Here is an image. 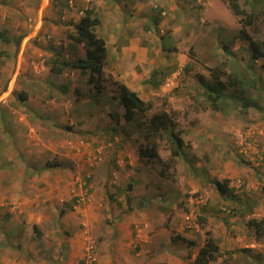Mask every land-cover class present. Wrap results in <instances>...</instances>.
<instances>
[{
	"label": "rangeland",
	"instance_id": "374dc122",
	"mask_svg": "<svg viewBox=\"0 0 264 264\" xmlns=\"http://www.w3.org/2000/svg\"><path fill=\"white\" fill-rule=\"evenodd\" d=\"M31 1L0 0V30L24 36L19 46L0 40V264H125L120 252L130 240L120 242L118 232L130 213L138 219V228L131 223L138 242L125 249L132 264H193L195 244L208 231L221 247L210 264H264V235L249 223L264 219V56L253 59L250 40L235 37L244 15L226 0H138L137 19L121 12L127 8L121 0H78L75 9L69 0H45L39 21L44 0ZM239 2L255 10L247 30L264 51V0ZM87 9L101 19L96 32L107 43L103 89L95 96L97 89L74 69L54 84L40 83L51 49L76 58L69 51L72 33ZM74 51L85 56L81 44ZM212 67L248 80L246 96L255 104L246 108L235 97L213 109L199 81L211 78ZM154 71L158 87L145 82ZM117 80L150 104L135 120L125 118ZM8 110L34 111L37 120L52 123L39 125L33 117L36 132L9 131L1 115ZM162 111L184 139L173 161L168 134L149 129V118ZM152 142L168 165L141 154ZM51 168L67 172L71 183L46 196ZM22 171H32L31 180L21 182L19 174L13 184L10 174ZM225 178L237 198L217 192L213 180ZM21 183L28 191L22 197ZM11 193L23 206L13 207ZM132 203L137 213L130 212ZM78 239L86 241L80 252L69 246ZM90 254L95 260L88 263Z\"/></svg>",
	"mask_w": 264,
	"mask_h": 264
},
{
	"label": "trees",
	"instance_id": "16d2710c",
	"mask_svg": "<svg viewBox=\"0 0 264 264\" xmlns=\"http://www.w3.org/2000/svg\"><path fill=\"white\" fill-rule=\"evenodd\" d=\"M229 8L235 15H241V21L243 28L240 30L237 37H243L244 39L250 40L253 49L252 58L257 59L264 56V51L257 41H255L249 34L247 27L253 24L254 19L257 18L255 10L252 12H247L239 0H226ZM251 0H248L250 2ZM255 6V2L260 0H252ZM262 1V0H261ZM40 3L41 0H38ZM258 13V12H257ZM94 14L93 9L85 10V14L80 18V20L75 24L76 32L72 33V40L75 44L69 47V51L72 53V57H64L63 48L51 49L52 59L50 64V71L56 76H61L64 72L70 71L72 69L79 70L86 77V82L93 85L96 88L95 96L99 95L104 87L106 63H107V43L103 36H100L96 32V26L101 23V19ZM24 36H19L17 39L10 36L6 31L0 30V40L11 43L14 42L17 46L20 45ZM76 44H81L85 48V56H78L75 54L74 49ZM228 47L227 44H225ZM173 50V49H170ZM156 71L151 74L150 78L146 79V83H151L153 86L158 87L161 82L155 77ZM211 78L206 81L204 77L200 76V82L205 89L204 93L206 98L211 102V107L213 109H220L221 104L225 103L229 99H234L235 97L243 100L242 106L248 108L255 104V101L251 96H246L248 87L245 86V80L241 76H233V74L226 73L225 70L212 67L210 68ZM227 76L226 78H224ZM120 92V101L125 108V118L129 121L136 119V112H146L150 108V104L146 102L140 95L132 90L126 83L119 81L114 82ZM69 82L63 84L64 89L68 88ZM248 84V83H247ZM255 85V82L253 83ZM241 86V89L239 88ZM232 88V94H229V89ZM76 91L81 95L80 87H76ZM23 99L24 96H22ZM237 98V99H238ZM112 115V114H111ZM149 129L151 133L159 134L162 131L166 132L173 142V147L171 148L170 160L173 161L176 156L181 155V149L184 146V139L182 137L181 131H177L174 125L173 119L166 111L156 112L149 118ZM142 155H150L156 157V159L163 162V165H168L167 160H161V155L159 152V147L155 142L146 145L145 148L141 149ZM170 161V163H171ZM170 165V164H169ZM167 167V166H166ZM215 187L220 195H225L226 197L232 196L237 198L235 191L232 189L230 180L227 178L224 180H213ZM234 193V194H233ZM229 195V196H228ZM250 224H253L257 230L259 236L264 235V219L262 220H250ZM209 237H207L205 244L200 248L193 264H210L212 260L218 257V253L221 250L220 245L216 240L211 237V231L207 232ZM191 243V242H190Z\"/></svg>",
	"mask_w": 264,
	"mask_h": 264
},
{
	"label": "crops",
	"instance_id": "0c3cea01",
	"mask_svg": "<svg viewBox=\"0 0 264 264\" xmlns=\"http://www.w3.org/2000/svg\"><path fill=\"white\" fill-rule=\"evenodd\" d=\"M158 1H163V0H158ZM166 1H168V0H166ZM32 1L31 0H29V3H31ZM45 2V0L43 1V3H40L41 4V7H40V9H39V11H38V18H39V21H40V16H42V14H44L43 12H45V9L48 7V3H46ZM120 5L122 6V7H127L126 9H123L121 12H124L125 14H126V16H128V18H130V19H137L138 17H135V14L137 13V11H138V0H121L120 1ZM31 6V5H30ZM30 8V7H29ZM40 11H42V13L40 12ZM45 13H47V12H45ZM43 18V17H42ZM32 32V31H31ZM57 41V40H56ZM58 42V41H57ZM134 44V43H133ZM23 48V45H21V47H20V49H22ZM127 49V48H126ZM126 52H127V50H125ZM18 61H19V58H18ZM18 65L20 66V62H18ZM126 65V66H125ZM125 65H123V62L121 63V67H123L125 70L122 72V73H120V74H122L126 79H127V81H128V74H131L129 71H128V66H127V64H125ZM19 66H18V68H19ZM128 73V74H127ZM124 74H126V75H124ZM62 75H68L67 73H63V74H61V76ZM135 75V74H134ZM43 76L45 77V79L43 78V77H40L42 80H41V82L40 83H43L44 81L43 80H45V81H49L50 83H55L56 82V80H59L60 79V77L61 76H56V75H54L53 73H51V71L49 70V72L47 71L46 72V74L44 73L43 74ZM135 76H138V74L137 75H135ZM38 80H39V78H38ZM73 79H71V81H72ZM128 85V84H127ZM10 86V85H9ZM47 86V85H46ZM9 88V87H8ZM42 88V87H41ZM40 92H41V90H40ZM40 100H42L43 98H41V97H38ZM36 102H38V101H36ZM28 112L29 114H26V113ZM6 113V114H5ZM5 113H1V115L3 116V118H5V122L8 124V130L10 131L11 129H14L15 131H16V133H21V132H24V131H26V130H28V129H31V130H33V131H35L36 132V130L33 128L34 126H33V124H34V122L33 123H31V120H30V118H33V117H35V113L36 112H34V111H25L24 110V112L22 113V112H20V111H13V112H11V110H8L7 112H5ZM37 116H39V114L37 113L36 114ZM52 117V116H51ZM52 118H54V117H52ZM0 121H2V120H0ZM35 122L36 123H38L39 125H45L46 127H48V126H50L51 125V123L52 122H42L41 120H37V118L35 117ZM45 127V128H46ZM23 128H26V129H23ZM39 128V127H38ZM48 129V128H47ZM19 130H22V131H19ZM15 137H18V136H14L13 138H15ZM61 166V165H60ZM59 166V167H60ZM65 165H63V168H65L64 167ZM52 168H58V166L57 167H52ZM47 169V172L49 171V173L50 174H45V178H44V180H46V181H48V183L45 185V187H44V192L42 193V194H45L46 196L47 195H49L50 193H52V192H54V193H62V191H65V190H68V188H69V179H70V175L67 173V172H65L66 174L64 175V174H62V173H56V174H54V172H52V170L53 169ZM59 172V171H58ZM20 174V178H18V175ZM33 172L32 171H30L29 172V174H25L23 171L21 172V173H11L10 174V176H11V179H10V181L13 183V184H15V182H16V178H18V179H20V181L22 182L24 179H27V180H31V178H32V176H33ZM34 180H38L39 178H33ZM42 179V178H41ZM72 179H73V177H72ZM49 180L50 181H53L52 183H49ZM64 182H65V184H64ZM71 183V182H70ZM17 184V183H16ZM26 184H23L22 185V183H21V187L23 186V188L21 189V197L24 195L23 193H25V194H27L28 193V191L27 190H25V188H26V186H25ZM13 186V185H12ZM37 188H38V186H36ZM20 192V191H19ZM18 194H20V193H18ZM7 196V195H6ZM7 198H9L10 199V201L12 202H15V205L13 206V207H18V206H20V205H22L20 202H19V198H17V196H15L13 193H11V196L10 197H8L7 196ZM137 200H134L135 202H137L138 201V198H136ZM135 203L133 204L132 203V205L130 206L131 207V209L132 210H130V212H133V211H135L136 213H137V211H138V209H135L134 207H135ZM23 206V205H22ZM135 218V214H131L130 213V215H127L126 216V221H124L123 223H122V226H123V228H124V230H119V234H120V237H119V241L120 242H122V240H123V238H126V239H128V240H130V243H125L124 245H122V247H123V251L122 252H120V260L121 261H123V263H125V264H132L131 263V261H133L131 258H130V255H129V251H125V249L126 250H128V248L132 245V242H134V241H137L138 242V234H135L134 233V230L132 229V227H131V223H136V227L138 228V219H134ZM128 219H130V220H128ZM128 220V221H127ZM137 221V222H136ZM57 225V224H56ZM121 227V226H120ZM124 232H127V233H129L130 232V234H124ZM54 234L55 233H53V234H49L48 236H47V238L49 237V236H54ZM121 235H123V237H121ZM109 238V237H108ZM117 239V238H116ZM116 239L114 240V241H116ZM82 240V241H81ZM205 241L206 240H204L203 241V243L202 244H200L199 242H196V244H195V246H196V253L193 255L194 256V259H195V257H196V254L199 252V250H200V248L201 247H203V245H204V243H205ZM86 241H84L83 239H78V240H75V241H73V244H72V242H69V246L70 247H73V249L75 250H77V251H81L82 250V248L84 247L83 246V243H85ZM114 243H116V245L118 246L119 244H117V242H114ZM119 243V242H118ZM123 243H124V241H123ZM126 247V248H125ZM133 257V256H132ZM62 259V258H61ZM99 264H102V263H99ZM103 264H110L109 262H107V263H103Z\"/></svg>",
	"mask_w": 264,
	"mask_h": 264
},
{
	"label": "clouds",
	"instance_id": "9594fccd",
	"mask_svg": "<svg viewBox=\"0 0 264 264\" xmlns=\"http://www.w3.org/2000/svg\"><path fill=\"white\" fill-rule=\"evenodd\" d=\"M76 5H78V0H69L68 1V6L69 7H71V8H74ZM75 9V8H74ZM84 12H85V10H83ZM64 47V46H63ZM135 91V90H134ZM134 178H132L133 179V181L134 180H138V178L136 177V176H133ZM226 179V178H225ZM228 180H230L229 178H227ZM218 192V191H217ZM219 193V192H218ZM222 196H224V197H226L225 195H222ZM229 196V195H228ZM229 198V197H228ZM129 209H130V207H128ZM263 219V218H262ZM205 244V243H204ZM91 248H92V246H91ZM198 254V253H197ZM94 254H90L88 257H87V262L88 263H91V261H93V260H95V256H93ZM197 256V255H196ZM90 257H93V259H91ZM196 258V257H195Z\"/></svg>",
	"mask_w": 264,
	"mask_h": 264
},
{
	"label": "built area",
	"instance_id": "2783aa9c",
	"mask_svg": "<svg viewBox=\"0 0 264 264\" xmlns=\"http://www.w3.org/2000/svg\"><path fill=\"white\" fill-rule=\"evenodd\" d=\"M35 29H36V27H35L33 30H35ZM33 30H32V31H33ZM90 258L93 259V257H90Z\"/></svg>",
	"mask_w": 264,
	"mask_h": 264
},
{
	"label": "bare ground",
	"instance_id": "6f19581e",
	"mask_svg": "<svg viewBox=\"0 0 264 264\" xmlns=\"http://www.w3.org/2000/svg\"><path fill=\"white\" fill-rule=\"evenodd\" d=\"M10 87H12V86H10Z\"/></svg>",
	"mask_w": 264,
	"mask_h": 264
}]
</instances>
